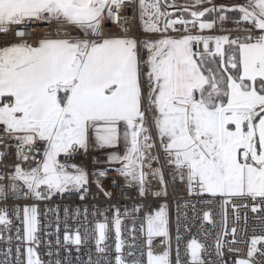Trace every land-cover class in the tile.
<instances>
[{
  "label": "snow or ice",
  "instance_id": "snow-or-ice-1",
  "mask_svg": "<svg viewBox=\"0 0 264 264\" xmlns=\"http://www.w3.org/2000/svg\"><path fill=\"white\" fill-rule=\"evenodd\" d=\"M204 4L211 0L168 5L179 12L173 19L161 0H0V32L7 34L10 26H26L33 20L56 25L54 35L45 32L44 38L30 43L23 32H17V42L0 46V144L12 147L7 142L11 138L16 158L11 169L0 173V198L7 199L12 191L37 201L65 193H78L85 199L89 174L68 161L80 150L87 152L90 143L97 148L116 147L121 142V126L123 154L110 152L106 162L119 167L95 170L93 182L103 191L99 178L114 170L126 185H138L143 196L149 174L165 186L162 169L152 167L153 162L160 163V156L152 152L154 129L164 162L174 169L173 179L186 180L189 195L198 188L201 195L219 198L202 203H219L224 231L217 233L215 253L222 256L228 205L236 213L248 205L234 201L250 199L252 212L264 211V0L230 7ZM129 5L138 7L142 30L158 38L129 33L125 27L129 18L121 15ZM229 12L238 14L233 20L238 30L241 22L248 25L242 29L246 35H193L189 31V26H198V33L211 30L217 21L227 20ZM106 20L115 23L120 34L105 31ZM169 30L182 34L167 35ZM197 45L203 46L202 51L195 50ZM7 155L0 152V158ZM161 194L167 193H153ZM104 195L111 194L105 191ZM140 210L137 205L131 211ZM128 213L125 209V216ZM15 215L19 219L18 207ZM38 215L36 204L24 206V264H44L36 250L41 243ZM203 221L213 223L210 209L203 212ZM111 223L116 238L113 259L109 260L107 246H102L109 223L97 221L98 255L95 259L89 255L80 264H143L138 258L127 259L123 252L126 241L119 209ZM167 223L163 205L154 214L145 213L139 230L144 233L146 226V264H171ZM10 224L7 208H0V225L7 231ZM16 231V240H21L20 229ZM129 231L134 233L135 225ZM231 233L232 243H244L236 240V227ZM153 237H164L165 247L159 253L153 251ZM11 239L8 236L6 241ZM63 239L79 251L88 239L87 228L82 237L79 230L70 232L66 226ZM132 239L135 242V235ZM176 240L175 264H184L179 234ZM261 244L264 235L251 236L246 258L239 256L238 248L230 246L228 251L237 254L234 264H264V250L257 247ZM128 247L132 250L127 257H136V244ZM205 251L197 237L189 239L185 246L188 264H206ZM256 254L262 259L257 261ZM20 256L18 245L17 264H21ZM55 264L62 262L57 259Z\"/></svg>",
  "mask_w": 264,
  "mask_h": 264
},
{
  "label": "built area",
  "instance_id": "built-area-1",
  "mask_svg": "<svg viewBox=\"0 0 264 264\" xmlns=\"http://www.w3.org/2000/svg\"><path fill=\"white\" fill-rule=\"evenodd\" d=\"M121 15L129 18V23L125 24V27L129 30V33L137 38L145 36V32L142 30L139 21V10L138 7L134 9L133 6L129 5L122 9ZM233 18H228L222 24L217 21L218 26L227 32H236V36H243L244 31L242 29L247 28L248 25L241 22L239 29L233 23ZM183 29L182 25H177ZM56 25L54 23L31 21L26 26H10V30L7 34L0 32V41H17V32H23L27 40L32 43L43 37V33L49 32L54 35ZM197 28L189 26L191 34H202L197 32ZM104 29L107 32L120 34L115 23L110 21L104 22ZM176 33L174 36L180 35ZM144 55V53H143ZM152 135L156 141V147L152 150L153 154L160 156V163L153 162L152 167H160L164 174L165 186H161L159 179L153 177L151 174L147 177L146 193L141 196L138 191V185H126L124 178L120 176L114 170H109L105 177L99 178L101 188L97 187L93 181L96 177L93 176V172L97 169H115L119 167L118 164L109 165L107 162V155L104 152H99L97 147L89 146L87 152L80 150L76 155L69 160V163L77 164L85 168L89 174V185L88 192L85 194V199L81 200L78 193H65L63 195L56 194L48 200L37 201L35 199H27L23 196V193H17L9 191L7 199L0 198V208H7L9 219L11 224L5 231L4 227L0 225V264H17L16 262V247L19 245L21 249L20 261L24 264L26 256L24 254L25 244L23 242V208L25 205L36 204L38 207V219L40 231L38 236L41 240L39 247L36 249L40 255L41 260L44 264H55L57 259H60L62 264H80L89 258V255L95 259L98 255L95 251V232L94 224L97 221H108L109 228L107 230V239L103 242L108 248L109 260H112L115 252V230L112 227V218L115 209L120 210L122 217V239L126 241V245L123 252L127 259L138 258L146 264L147 261V245L145 243L146 237V226L145 232H140V227L144 223L145 213L154 214L163 205L165 206V212L167 216V228H168V247L170 251L171 264H175L176 251H177V240L176 237L180 235L179 241V254L180 259L184 264H188V258L185 254L186 242L192 237H197L206 247V251L203 253L202 258L206 264H220L221 261L224 264H234V260L237 258V254L230 253L228 248L235 247L240 250L239 256L246 258L248 242L250 237L253 235H264V211L257 210L252 212L251 205L253 201L248 200H235L236 204H246L248 207H241L236 213L232 211V205L229 204L227 208V235L224 237L225 243L222 248L223 255L217 257L215 253V239L218 232L224 231V222L221 214L219 203H213L211 205L202 203V201L213 198L208 194H199V189L189 195L187 183L180 179H173L172 173L174 169L164 162L163 151L159 147V141L155 136V130L152 129ZM2 136V133H0ZM12 147L6 149L3 144H0V152H7L8 155L4 158H0V173L4 170L11 169L12 165L16 162L14 141L8 138L7 141ZM39 147V145H37ZM25 151H27L25 149ZM64 160V157H61ZM23 167L27 168V164H23ZM144 171L150 172L148 168ZM109 192L110 197H106L104 192ZM166 192L167 194H161L159 196L153 195L154 192ZM259 203V201H257ZM137 205L140 206L139 212L131 211ZM19 208L20 216L16 218L15 209ZM65 209H67V215H65ZM85 209L87 214L85 215ZM125 209L129 210L127 216H125ZM211 210V217L213 220L212 224L207 221H203V212ZM102 212L103 215H93V213ZM236 215H239L240 219H236ZM245 217L247 218L245 220ZM135 218V219H134ZM135 225V232L130 234V229ZM70 232L79 230L81 236H84L85 228H87L88 239L79 246L71 243L65 245L64 243V232L65 228ZM237 228L236 240H243L244 243L235 244L232 243L233 236L231 229ZM17 228L20 229L21 240H16ZM179 230V232H178ZM205 233H208L205 236ZM241 233H243L241 235ZM132 235H135V242L132 239ZM11 236L10 242L6 241V238ZM59 239V245L56 244ZM164 237H153V251L159 253L165 247ZM136 244V257H127V253L132 250L128 245ZM49 244L51 247H49ZM257 247L264 250V244L258 245ZM10 250V251H9ZM52 252V256H48V252ZM143 252L145 255L141 256ZM7 253V255H6ZM102 255V254H100ZM67 257V260L64 258ZM79 257V261L78 258ZM259 254H256V260H261Z\"/></svg>",
  "mask_w": 264,
  "mask_h": 264
},
{
  "label": "crops",
  "instance_id": "crops-1",
  "mask_svg": "<svg viewBox=\"0 0 264 264\" xmlns=\"http://www.w3.org/2000/svg\"><path fill=\"white\" fill-rule=\"evenodd\" d=\"M172 1H175V0H172ZM177 1H180V0H177ZM239 1H241L242 3L246 2V0H211V4H208V7H211V6H214V5L217 6L218 4H222V5H229L230 3H232V4H240ZM193 2H194V0H190L189 3H181V4L191 5ZM222 31L223 30L218 26V23H216L213 29H211V30H207V29L206 30H202V33H203V35H225L224 32H222ZM244 35H246V33H244ZM17 41H10V42L12 43V42H17ZM5 42H8V41H0V46H4V45H7V44H10V43H5ZM202 47H203L202 45H197V46H195V50L202 51Z\"/></svg>",
  "mask_w": 264,
  "mask_h": 264
},
{
  "label": "rangeland",
  "instance_id": "rangeland-1",
  "mask_svg": "<svg viewBox=\"0 0 264 264\" xmlns=\"http://www.w3.org/2000/svg\"><path fill=\"white\" fill-rule=\"evenodd\" d=\"M173 2H175L176 4H181V3H189L190 0H180V1H173ZM239 2H240V4H243L241 1H239ZM231 4L232 3H230L229 5H231ZM184 5H186V4H184ZM222 32H224V34L227 35V32H225V30L222 31ZM229 33H230V36H233V37L236 36L235 35L236 32H234V33L233 32H229ZM174 34H175V32H172L171 30H169L168 33H167V35H171V36H174ZM145 36H147L149 38H153V39L158 38V36L156 34H147V33H145ZM5 43H11V42L8 41V42H5ZM144 55H146V53H144ZM122 135H123V126H121V142L114 148H98L99 152H101V151L104 152L107 155V157H108V154L110 152H118L120 154H123L124 145H123V142H122ZM157 140H158V138H157ZM90 145H91V143H90Z\"/></svg>",
  "mask_w": 264,
  "mask_h": 264
},
{
  "label": "trees",
  "instance_id": "trees-1",
  "mask_svg": "<svg viewBox=\"0 0 264 264\" xmlns=\"http://www.w3.org/2000/svg\"><path fill=\"white\" fill-rule=\"evenodd\" d=\"M161 4L164 8H166V10L171 13V18L175 19L178 15H179V12L176 10V8L174 7H169L168 5H172V4H175L176 6H184V4H176L175 2H173L172 0H161ZM218 5H222V4H218ZM217 5V6H218ZM232 5H235V4H232ZM232 5H225V6H232ZM204 7H208V4H204L203 5ZM228 16V18H233V19H238V14L237 13H234V12H229L226 14ZM185 18H188L190 19L189 16H185ZM207 19H213L214 16L212 17H208L206 16Z\"/></svg>",
  "mask_w": 264,
  "mask_h": 264
}]
</instances>
